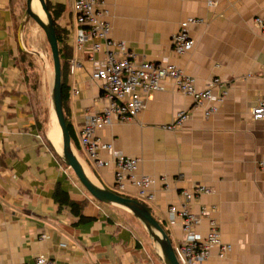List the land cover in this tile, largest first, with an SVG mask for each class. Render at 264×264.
<instances>
[{
  "label": "crops",
  "instance_id": "crops-1",
  "mask_svg": "<svg viewBox=\"0 0 264 264\" xmlns=\"http://www.w3.org/2000/svg\"><path fill=\"white\" fill-rule=\"evenodd\" d=\"M49 1L62 6L57 20L71 27L67 36L73 35V0ZM102 1L111 37L124 40L138 60L166 58L193 76L198 90L218 77L223 88L215 86L212 92L226 89V94L218 110L206 115L211 102L195 105L165 81L163 90L145 94L135 118L104 126L97 135L115 151L137 157L138 173L155 178L154 200L147 205L166 225L172 245L184 234L179 221L167 224L166 208L179 207L184 203L181 191L201 184L209 191L194 197L189 208L198 214L201 205L212 206L220 239L231 244L228 255L221 258L214 248L201 264H264V119L251 118L252 107L264 95V37L254 24L256 16L264 17V0ZM187 17L207 23L190 26L194 45L176 55L171 40ZM19 40L10 0H0V264H35L38 256L53 264H156L149 259L139 224L122 211L98 205L41 139L16 63ZM71 48L76 67L70 72L69 65L67 75V116L77 137L84 117L107 101L90 77L84 52ZM182 110L189 117L166 128ZM80 150L94 179L112 189V166L96 167ZM101 157L110 158L106 151ZM58 183L72 198L94 205L96 213L83 212L97 219L77 225L68 208L58 209L52 198ZM132 193L129 187L127 195ZM208 227V219L200 217L195 230L205 236Z\"/></svg>",
  "mask_w": 264,
  "mask_h": 264
},
{
  "label": "built area",
  "instance_id": "built-area-1",
  "mask_svg": "<svg viewBox=\"0 0 264 264\" xmlns=\"http://www.w3.org/2000/svg\"><path fill=\"white\" fill-rule=\"evenodd\" d=\"M213 2H208L212 5ZM75 30L69 35V45L75 50L84 52L90 66V77L98 83L101 95L107 103L97 112L87 114L79 127L77 138L79 145L86 152L88 159L96 167L113 168L112 190L116 193L127 194L128 188L134 190L133 197L141 203L148 204L154 200L151 191L155 178L138 173L139 159L125 156L113 149L112 145L104 142L97 131L114 122H125L135 118L143 109V99L147 92L163 90V82H172L174 88L181 94L192 97L195 105L204 101L211 102L206 109V115L215 113L226 94L223 89L220 94H214L215 86L223 88V82L214 77L209 80L203 90L196 88V79L186 74L180 67L166 58L159 61H140L131 51L124 40L111 37V24L108 20L109 11L102 0H73ZM207 23L205 18L187 17L180 21L179 28L171 40L174 54L182 55L194 45L190 34V26ZM254 24L260 35L264 37V17L256 16ZM68 30L71 27L67 26ZM70 72L76 67L75 59L69 61ZM77 93V90H74ZM189 117L187 111L176 114L168 129L176 128ZM253 120L264 119V95L251 109ZM103 151L108 152L110 158L101 157ZM264 168V162L261 163ZM67 173L69 167L62 165ZM163 180V178H161ZM205 185H196L189 190H182L184 203L177 207L169 204L166 208L165 220L169 226L178 221L181 223L183 237L179 243L173 245L175 256L180 264H201L216 248L219 257L223 258L231 252V244L223 243L220 239L219 227L212 216L214 208L201 205L199 213H194L189 206L194 197L208 192ZM200 217H206L209 222L208 232L202 236L195 230ZM46 236L43 235L42 238ZM35 264H53L52 260L38 256Z\"/></svg>",
  "mask_w": 264,
  "mask_h": 264
},
{
  "label": "water",
  "instance_id": "water-1",
  "mask_svg": "<svg viewBox=\"0 0 264 264\" xmlns=\"http://www.w3.org/2000/svg\"><path fill=\"white\" fill-rule=\"evenodd\" d=\"M32 1L33 0H26L24 16L26 18L29 17L33 19L43 30L49 46L53 68L50 99L53 121H55L60 133L61 152H58L48 139L49 143L51 144L54 151L59 155L63 163L73 171L74 175L78 178L81 184L95 199L105 204L123 208L139 220V222L147 231L149 237L157 245L159 251L158 254L161 257L163 264H180L175 256L169 235L155 219V217L150 213L146 206L134 198L124 197L114 192L110 188L103 186L94 179L90 171L87 172L84 169V163L80 161L72 146L70 134L64 117L62 105L61 63L55 25L45 0H38L44 19H42L32 10ZM23 24L24 22L22 20L19 24V38L21 37V29ZM19 42L21 50L24 51L25 49L22 45V41L19 40Z\"/></svg>",
  "mask_w": 264,
  "mask_h": 264
},
{
  "label": "trees",
  "instance_id": "trees-1",
  "mask_svg": "<svg viewBox=\"0 0 264 264\" xmlns=\"http://www.w3.org/2000/svg\"><path fill=\"white\" fill-rule=\"evenodd\" d=\"M47 8L51 14L52 20L54 22L55 25V31H56V36H57V42H58V50H59V56H60V63H61V76H62V105H63V112H64V117L66 120V124H67V128L70 134V138H71V142L74 145L75 149L78 150L80 149V145L78 143V139L76 137V134L74 133L72 126L68 120V109H67V101H68V95L66 94V90H67V75L69 73V61L72 58L73 55V49L71 48V46H69L67 44V34H68V30L62 26L57 18L59 15V12L61 11L62 6L60 5H53L51 4V2L49 0H45ZM11 3V8L14 11V31L17 34V29H18V23H17V13H19V15L21 14V11H23V7L20 6V4L17 2V0H10ZM31 52L29 51H23V50H19V54H18V58L16 59V63L18 68L20 69L22 75H23V79L25 81V83L28 86V90L30 93V101H31V105L33 108V112H34V117H35V128L39 131V134L41 136V139L43 140V142L49 147V149L52 151V153L54 154V156L60 161L61 164H63L64 166H66L63 161L61 160V158L59 157V155L54 151V149L52 148L51 144L49 143L48 139L46 138V134H45V125L42 120V116H41V111H42V107L40 104V94H39V76L36 70V66L34 61L31 58ZM31 69V70H30ZM67 167V166H66ZM71 170V169H70ZM91 170V169H90ZM92 171V170H91ZM73 176L76 178V180L78 181V183L84 187L81 182L78 180V178L74 175ZM84 191L90 196V198H92L94 201L98 202V203H102L99 200L95 199L86 189L85 187L83 188ZM111 189V188H110ZM112 190V189H111ZM119 194V193H118ZM120 195L124 196V197H129V198H134L133 196L127 195V194H121ZM52 198L54 200V202L56 203L58 209H62V208H68L69 211L71 212L72 215H74L77 219L75 224L79 225V224H83V223H87V222H91L94 221L95 219H97L96 215H87L83 212V210L85 209V206L89 203L87 201V199H74L70 196V193L63 189L60 184L58 183L53 192H52ZM104 206H110L111 208H114L115 210L117 209V211H122L124 213H126L128 216H130V218L132 220H135L136 223L139 224L140 228L143 230L144 227L142 226V224L139 222L138 219H136L131 213H129L128 211L124 210L123 208H120L118 206H114V205H109V204H105L102 203ZM142 204L144 206L147 207V209L150 211V213L155 217L152 209L145 203L142 202ZM155 219L160 223V225L163 227V229L166 231V233L168 234L167 229L164 227L163 222L160 221L157 217H155ZM107 222H112V218L111 217H107ZM144 232V230H143ZM169 235V234H168Z\"/></svg>",
  "mask_w": 264,
  "mask_h": 264
},
{
  "label": "rangeland",
  "instance_id": "rangeland-1",
  "mask_svg": "<svg viewBox=\"0 0 264 264\" xmlns=\"http://www.w3.org/2000/svg\"><path fill=\"white\" fill-rule=\"evenodd\" d=\"M17 2L20 4V6L23 7V11H21V14L17 13V23H18V29L19 30V24L23 20L24 24L21 29V40L22 45L31 52V58L35 63L36 70L39 76V94H40V104L42 107L41 111V118L43 120L45 125V134L46 138L48 135V127L53 124V115H52V106H51V99H50V90H51V83H52V60H51V54L49 50L48 43L46 41L45 35L43 30L36 24V22L31 18H26L24 16L25 12V5L26 0H17ZM18 32V31H17ZM31 70V69H30ZM76 154L78 155L79 159L84 163V165L89 169V167L86 165L83 158L84 155L79 149L78 152L75 149L74 145L72 144ZM86 162L89 164L90 162L86 160ZM66 167V166H65ZM92 169V167L90 166ZM90 171V169H89ZM67 172L69 175L73 178V181L77 182L76 178L73 176V171L68 169ZM91 173V171H90ZM79 184V183H78ZM80 188H84L79 184ZM98 203V202H97ZM98 205H102L105 207L102 203H98ZM85 210L87 214L96 213L97 210L91 203H88L85 206ZM164 227H166L165 224H163ZM167 228V227H166ZM144 230V245L145 248L149 254L150 261H154L156 264H163L161 257L159 256V251L157 248V245L152 241V239L149 237L147 231Z\"/></svg>",
  "mask_w": 264,
  "mask_h": 264
},
{
  "label": "bare ground",
  "instance_id": "bare-ground-1",
  "mask_svg": "<svg viewBox=\"0 0 264 264\" xmlns=\"http://www.w3.org/2000/svg\"><path fill=\"white\" fill-rule=\"evenodd\" d=\"M32 10L36 14H38L42 19H44V16H43V13H42L41 8L39 6V1L38 0H33L32 1ZM47 137H48L47 139H49V141L51 142V144H53L54 148H56V150L58 152H61V147H60V143H61L60 142V133H59V130H58V127H57L55 121L53 122V124H51L48 127V135H47ZM84 169L87 172L89 171L85 165H84Z\"/></svg>",
  "mask_w": 264,
  "mask_h": 264
}]
</instances>
